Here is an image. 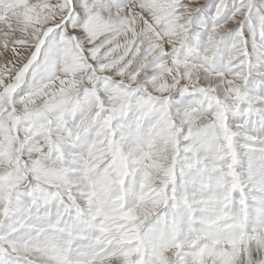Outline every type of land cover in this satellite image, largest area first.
I'll return each instance as SVG.
<instances>
[{"label":"snow or ice","instance_id":"6c2138e0","mask_svg":"<svg viewBox=\"0 0 264 264\" xmlns=\"http://www.w3.org/2000/svg\"><path fill=\"white\" fill-rule=\"evenodd\" d=\"M0 264H264V0H0Z\"/></svg>","mask_w":264,"mask_h":264}]
</instances>
